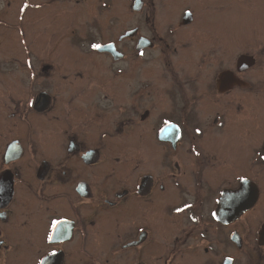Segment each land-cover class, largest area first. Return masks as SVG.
I'll return each instance as SVG.
<instances>
[{"label":"flooded vegetation","instance_id":"1","mask_svg":"<svg viewBox=\"0 0 264 264\" xmlns=\"http://www.w3.org/2000/svg\"><path fill=\"white\" fill-rule=\"evenodd\" d=\"M88 1L0 0V264H264V16Z\"/></svg>","mask_w":264,"mask_h":264},{"label":"rangeland","instance_id":"2","mask_svg":"<svg viewBox=\"0 0 264 264\" xmlns=\"http://www.w3.org/2000/svg\"><path fill=\"white\" fill-rule=\"evenodd\" d=\"M130 1L131 0H89L87 5L88 11L84 6V12L88 15L84 19L90 21L89 24L93 21L98 23L99 26L101 25V27L103 25V28L107 27L109 29L108 33L115 34L120 31H125L129 26L133 25L135 20L129 9ZM177 1H180L183 6L190 5L200 10V13H202L201 17L204 20L202 23V29L204 31H211L213 29V23L216 21L217 14L219 13L226 14V21L228 19L232 21H234V19L242 21L245 16L247 18L264 16L262 15L264 14V0H159V2L171 3L172 7H174V4L176 5ZM104 4H106V6H104ZM179 6L180 8L183 7L181 5ZM176 7L178 8L177 5ZM89 28L92 31H96L94 27ZM257 28L258 27L254 24L253 31L256 30V32H258ZM236 29H239V27H236ZM98 31L100 30L98 29ZM257 35L262 34L257 33Z\"/></svg>","mask_w":264,"mask_h":264},{"label":"water","instance_id":"3","mask_svg":"<svg viewBox=\"0 0 264 264\" xmlns=\"http://www.w3.org/2000/svg\"><path fill=\"white\" fill-rule=\"evenodd\" d=\"M139 4H140V3H138V0H135V1H133L131 8L135 10V8H137V6H138ZM108 47H109V46H106V48H108Z\"/></svg>","mask_w":264,"mask_h":264}]
</instances>
